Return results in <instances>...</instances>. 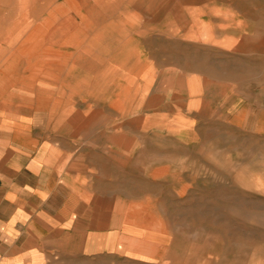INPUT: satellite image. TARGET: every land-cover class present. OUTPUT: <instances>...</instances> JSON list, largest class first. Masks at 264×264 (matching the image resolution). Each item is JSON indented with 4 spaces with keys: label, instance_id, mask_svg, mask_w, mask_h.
<instances>
[{
    "label": "rangeland",
    "instance_id": "rangeland-1",
    "mask_svg": "<svg viewBox=\"0 0 264 264\" xmlns=\"http://www.w3.org/2000/svg\"><path fill=\"white\" fill-rule=\"evenodd\" d=\"M0 102L191 140L151 264H264V0H0Z\"/></svg>",
    "mask_w": 264,
    "mask_h": 264
},
{
    "label": "crops",
    "instance_id": "crops-1",
    "mask_svg": "<svg viewBox=\"0 0 264 264\" xmlns=\"http://www.w3.org/2000/svg\"><path fill=\"white\" fill-rule=\"evenodd\" d=\"M32 105L0 102V264L165 261L168 225L156 212L178 170L168 161L181 169L191 140L153 141L151 124L103 123L106 110L97 123H57Z\"/></svg>",
    "mask_w": 264,
    "mask_h": 264
}]
</instances>
